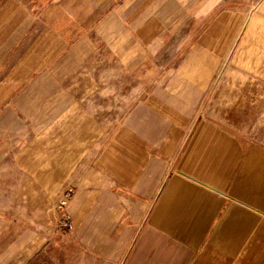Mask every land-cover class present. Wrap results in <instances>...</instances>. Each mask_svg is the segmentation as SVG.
Listing matches in <instances>:
<instances>
[{
    "label": "crops",
    "instance_id": "0c3cea01",
    "mask_svg": "<svg viewBox=\"0 0 264 264\" xmlns=\"http://www.w3.org/2000/svg\"><path fill=\"white\" fill-rule=\"evenodd\" d=\"M0 264H264V0L0 2Z\"/></svg>",
    "mask_w": 264,
    "mask_h": 264
},
{
    "label": "built area",
    "instance_id": "2783aa9c",
    "mask_svg": "<svg viewBox=\"0 0 264 264\" xmlns=\"http://www.w3.org/2000/svg\"><path fill=\"white\" fill-rule=\"evenodd\" d=\"M69 198V191L62 190L58 196L54 199L53 210L56 211L55 220L58 226L65 232L71 229V220L68 213L64 210L66 202Z\"/></svg>",
    "mask_w": 264,
    "mask_h": 264
},
{
    "label": "rangeland",
    "instance_id": "374dc122",
    "mask_svg": "<svg viewBox=\"0 0 264 264\" xmlns=\"http://www.w3.org/2000/svg\"><path fill=\"white\" fill-rule=\"evenodd\" d=\"M2 1H4V0H0V2H2ZM55 199V198H54ZM54 199H52V201H51V203H50V206H49V212L50 213H53V217L51 216V219L53 220L52 221V224L54 225V226H56V227H59L58 226V224L55 222V217H56V215L54 216V212H56L55 210H53V203H54ZM60 228V227H59ZM61 229V228H60ZM64 231V230H63Z\"/></svg>",
    "mask_w": 264,
    "mask_h": 264
}]
</instances>
